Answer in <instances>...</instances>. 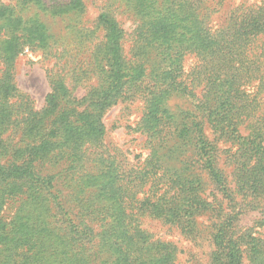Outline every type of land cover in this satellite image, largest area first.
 Wrapping results in <instances>:
<instances>
[{"label":"trees","instance_id":"obj_1","mask_svg":"<svg viewBox=\"0 0 264 264\" xmlns=\"http://www.w3.org/2000/svg\"><path fill=\"white\" fill-rule=\"evenodd\" d=\"M102 1L96 25L76 29L95 79L82 96L65 83L80 81L62 32L84 0L0 2V264H179L145 218L207 240L208 264H264V11L213 30L200 0H153V13L143 0ZM118 4L137 5L130 56ZM26 47L55 61L41 109L15 78ZM137 101L144 160L91 151L108 108ZM247 210L258 228L239 230Z\"/></svg>","mask_w":264,"mask_h":264},{"label":"rangeland","instance_id":"obj_2","mask_svg":"<svg viewBox=\"0 0 264 264\" xmlns=\"http://www.w3.org/2000/svg\"><path fill=\"white\" fill-rule=\"evenodd\" d=\"M1 3H12V0H0ZM116 2L121 3V0ZM84 9L82 13L72 15L66 19V23L70 26L66 30L67 34H63L66 44L71 49L73 56L77 55L76 62L69 64V68L76 70L79 77V84L73 86V80L69 75H65L66 85L75 88V94L82 96L88 87L95 83L93 79V70L89 65L88 44L82 41V36L76 32L80 30L92 29L96 25V18L102 10V0H84ZM129 3V2H126ZM139 9L144 6L151 8L149 12L153 13L156 1L143 0L140 1ZM142 4V5H141ZM201 13L206 11L208 14L206 22L215 30L225 27L231 18L253 17L258 15L259 11H264V0H200ZM120 5L119 11L116 12L118 21L122 28L126 31V39L124 41V50L128 56L134 52L132 33L138 24L135 15L137 5L131 6L130 12H126ZM124 11V12H122ZM31 15V13H30ZM205 15V14H204ZM64 27V24L57 23L53 30L57 32ZM84 32V31H83ZM100 35V32H98ZM259 47H264V38L258 42ZM59 48V47H58ZM73 59V58H72ZM197 61L196 57L186 56L184 60V70L190 71L193 63ZM54 58L47 57L39 50H31L27 47L19 54L15 61L16 81L19 89L33 101V105L37 109H41L44 105L46 95L50 91L48 80V70L54 65ZM78 67V68H77ZM69 71L66 69V72ZM74 72V71H73ZM142 102L137 101L134 104H117L108 108L103 114V124L105 134L103 137L92 145L91 151L104 153L121 162L122 166L131 165L135 162H142L149 153L146 135L136 129L138 122L143 114ZM229 145H222L221 164L224 163L226 153L223 152ZM225 170L230 173L232 165H223ZM128 167V166H127ZM19 201L16 199L12 204L5 206L3 215L6 219H10L14 214ZM258 210H247L239 216L237 228L240 230L247 228H256L257 221L260 218ZM205 223V218L202 219ZM144 227L152 232L154 237L161 238L165 241L174 243L179 248L178 263L179 264H208L209 259V242L197 241L185 238L179 230L161 225L158 221L144 219ZM258 228V227H257ZM260 230H263L262 228ZM244 264L248 261L244 259Z\"/></svg>","mask_w":264,"mask_h":264}]
</instances>
